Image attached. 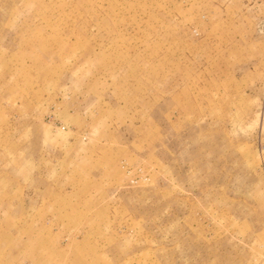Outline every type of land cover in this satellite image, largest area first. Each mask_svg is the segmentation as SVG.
Here are the masks:
<instances>
[{
	"label": "rangeland",
	"instance_id": "374dc122",
	"mask_svg": "<svg viewBox=\"0 0 264 264\" xmlns=\"http://www.w3.org/2000/svg\"><path fill=\"white\" fill-rule=\"evenodd\" d=\"M0 264H264V0H0Z\"/></svg>",
	"mask_w": 264,
	"mask_h": 264
}]
</instances>
